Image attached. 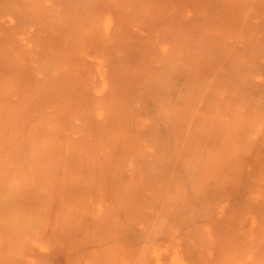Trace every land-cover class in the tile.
Here are the masks:
<instances>
[{"label":"bare ground","instance_id":"1","mask_svg":"<svg viewBox=\"0 0 264 264\" xmlns=\"http://www.w3.org/2000/svg\"><path fill=\"white\" fill-rule=\"evenodd\" d=\"M0 264H264V0H0Z\"/></svg>","mask_w":264,"mask_h":264}]
</instances>
